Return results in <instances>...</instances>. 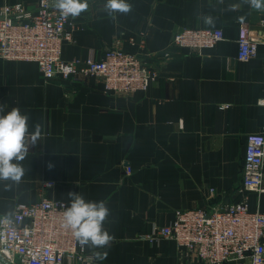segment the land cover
<instances>
[{"label": "crops", "instance_id": "0c3cea01", "mask_svg": "<svg viewBox=\"0 0 264 264\" xmlns=\"http://www.w3.org/2000/svg\"><path fill=\"white\" fill-rule=\"evenodd\" d=\"M38 1L0 0V9L20 2L34 13ZM127 2L129 13L109 14L106 0H87L62 57L137 51L159 70L147 90L114 93L96 76L47 80L35 62L0 58V104L28 112L29 133L42 125L35 144L27 139L21 181H0V214H13L19 202L68 204L69 191L81 193L110 210L107 264H200L183 257L174 240L147 234L154 224H170L177 210L212 211L240 200L247 137L264 132V12L243 0ZM243 23L262 37L249 61L237 57ZM186 27H219L225 39L200 52L173 46V35ZM246 194L250 209L264 212V192Z\"/></svg>", "mask_w": 264, "mask_h": 264}, {"label": "built area", "instance_id": "2783aa9c", "mask_svg": "<svg viewBox=\"0 0 264 264\" xmlns=\"http://www.w3.org/2000/svg\"><path fill=\"white\" fill-rule=\"evenodd\" d=\"M51 3L39 0L34 13L20 2L1 7L0 58L35 62L47 80L96 76L114 93L147 90L159 77V70L149 67L139 52L120 47L107 49L100 58L63 59L64 42L73 40L74 21L64 19ZM224 39L219 27H186L173 35L171 44L200 52ZM261 39L248 24H241L238 59L255 58ZM131 40L137 43L136 38ZM244 156L239 201L212 211L177 210L170 224H154L147 237L174 240L183 257L195 258L200 264H264V212L252 211L246 194L264 192V132L248 135ZM67 206L61 200L43 199L34 204L19 202L13 214H0V264H97L62 227Z\"/></svg>", "mask_w": 264, "mask_h": 264}, {"label": "clouds", "instance_id": "9594fccd", "mask_svg": "<svg viewBox=\"0 0 264 264\" xmlns=\"http://www.w3.org/2000/svg\"><path fill=\"white\" fill-rule=\"evenodd\" d=\"M251 10L264 12V0H243ZM58 10L64 19H75L88 9L87 0H52L49 5ZM237 5H229V11H235ZM106 10L112 13H129L132 5L127 0H106ZM204 23L215 26L211 16L203 18ZM243 20L245 17H238ZM6 106L0 104V181L19 183L26 173L23 161L28 156L27 139L35 144L42 134V125L34 123V131L29 133L28 112H22L19 107L6 111ZM53 165L48 164L49 170ZM10 184H5V189ZM68 206L63 212L62 227L69 230L78 242L82 251H91L97 264H103L107 259L106 249L114 240V236L104 228L110 210L103 200H87L83 194L67 193ZM104 249V251H100Z\"/></svg>", "mask_w": 264, "mask_h": 264}]
</instances>
